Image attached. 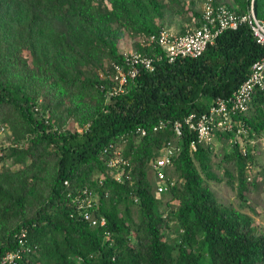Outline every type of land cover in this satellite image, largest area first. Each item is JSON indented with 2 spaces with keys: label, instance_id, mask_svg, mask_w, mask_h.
Listing matches in <instances>:
<instances>
[{
  "label": "trees",
  "instance_id": "1",
  "mask_svg": "<svg viewBox=\"0 0 264 264\" xmlns=\"http://www.w3.org/2000/svg\"><path fill=\"white\" fill-rule=\"evenodd\" d=\"M250 2L263 17L264 0L226 5L241 13ZM163 6L158 0H0V125L8 129V143L0 139V255L20 245L23 231L26 248L15 264H264V228L219 199L205 180H218L210 168L218 145L230 164L221 166L227 183L239 204L254 210L246 193L262 165L253 169L260 141L249 137L264 134L261 94L241 115L249 128L241 142L226 143L220 132L215 147L196 142L190 149L194 131L184 128L174 138L170 125L190 112L198 116L245 78L262 53L248 27L222 30L198 56L157 59L125 92L104 98L98 72L119 59L121 31H155L161 23L152 20ZM169 141L178 145L172 182L155 196L148 160ZM109 143L121 148L129 175L108 173L102 150ZM83 186L97 193L105 225L70 214L69 194Z\"/></svg>",
  "mask_w": 264,
  "mask_h": 264
},
{
  "label": "built area",
  "instance_id": "2",
  "mask_svg": "<svg viewBox=\"0 0 264 264\" xmlns=\"http://www.w3.org/2000/svg\"><path fill=\"white\" fill-rule=\"evenodd\" d=\"M241 25H246L251 32L255 42L262 48V53L252 61L244 79L228 96L216 97L207 108L195 117L193 112L186 114L182 120L174 119L170 122L174 138L179 137L184 128L194 131L195 139L189 142L190 149H194L196 142L214 146V138L217 133H225L223 141L231 143L240 141L246 136L249 128L243 121L241 115L251 109L256 95L261 94V104L264 107V16L258 17L253 12L251 2L248 9L238 13L229 8L219 0H202L197 24L186 27L183 31H172L165 26H159L155 31L138 36L137 42L141 47H157L159 50L154 53H147L136 48L121 49L118 60H110L104 69H100L98 74L105 79V83L100 84L103 89L104 98L126 91L130 82L137 77L141 70H151L154 61L164 58L172 61L179 56H198L207 44L214 41L215 36L224 29H237ZM38 106H34L36 110ZM240 119V120H239ZM164 125L159 120L157 126ZM4 123L0 125V133L3 132ZM62 129V127H60ZM139 134H144L143 127H136ZM260 141L264 143V134L258 137H249L250 142ZM8 143V142H4ZM178 145L176 141H169L163 145L159 153L148 160V170L153 176L152 192L155 196L165 191L172 178L169 171L172 167V155L175 154ZM243 150V147H241ZM104 162L108 168V173L116 178L129 175L131 167L126 157L122 155L121 148L109 143L103 148ZM2 150H0L1 154ZM1 163V162H0ZM127 166L124 174L123 167ZM98 183L102 182L98 178ZM63 183H67L63 180ZM73 204V212L79 219L86 221L90 226L105 225V217L97 207V193L87 186H83L78 192L69 194ZM108 237V230L104 231ZM21 231L18 236L20 245L14 250H6L0 255V264H15L16 258L20 257L24 249V239Z\"/></svg>",
  "mask_w": 264,
  "mask_h": 264
},
{
  "label": "rangeland",
  "instance_id": "3",
  "mask_svg": "<svg viewBox=\"0 0 264 264\" xmlns=\"http://www.w3.org/2000/svg\"><path fill=\"white\" fill-rule=\"evenodd\" d=\"M162 1L164 6L162 7L161 17H154L152 21L154 23H161L160 26H165L172 31H183L186 27L194 25L197 22L198 15L202 0H158ZM225 4L234 5L233 0H219ZM233 7V8H234ZM235 9V8H234ZM138 33L125 28L121 31L118 37V43L120 49L134 48V43L137 42ZM0 139L2 142L8 141V129L4 128L0 133ZM258 148H256V159L258 164L253 167L256 169L262 165L261 172L256 175L257 185L252 186L246 193L247 202L254 210H250L246 205H240V199L236 195V189L231 187L227 181L226 176L222 173V165L230 166L228 162L222 159V154L225 150L217 145L214 151L210 155V168L214 175L218 177V180L212 178H204L208 186L214 191L216 196L225 203H230L235 207L247 211L253 217L254 223L258 228H264V143L258 142ZM216 144L213 146L215 147ZM6 160L3 164H7ZM1 164V163H0ZM151 180L153 182V176L150 173ZM235 185V183L233 184ZM160 196V194H158ZM164 195H161L163 197ZM174 201V200H173ZM173 228L170 229V234H173Z\"/></svg>",
  "mask_w": 264,
  "mask_h": 264
}]
</instances>
